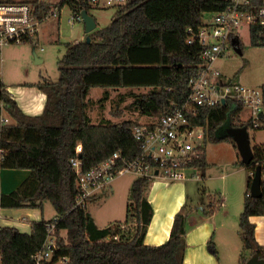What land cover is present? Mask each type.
<instances>
[{"label": "trees", "instance_id": "16d2710c", "mask_svg": "<svg viewBox=\"0 0 264 264\" xmlns=\"http://www.w3.org/2000/svg\"><path fill=\"white\" fill-rule=\"evenodd\" d=\"M32 4L39 14L50 7L42 0H33ZM228 6V0H130L116 11L107 27L94 31L91 42L66 44L58 61V80L44 78L37 84L47 95L44 112L38 116L22 111L0 76V169L29 171L15 190L0 195V207L43 210L44 202L50 201L56 211L53 220L31 222L30 234L16 227H0V264H34L33 255L42 248L50 223H56L58 237L54 264H184L187 215L183 210L174 217L165 243H145L154 214L146 195L151 178L139 176L133 181L124 223L116 221L100 228L88 207L76 206L80 189L71 159L79 144L85 171L115 152H120L126 161L137 158L143 148L134 137V128L141 123L131 119L94 123L90 115L94 102L88 99L91 90L106 89L97 101L104 104L111 90L131 89L124 95L132 98L130 109L152 118L151 125L155 127L163 116L184 103L189 81L199 70L202 46L187 43L188 29H198L208 14ZM83 7L89 9L86 4ZM251 43L264 46V33L256 27L251 29ZM141 88L148 91H133ZM3 111L12 122H2ZM240 112V108L227 103L201 107L192 119L195 126L205 129L204 153L195 162L202 176L208 166L209 142L229 141L238 149L226 131L224 137L217 136L219 128H252L240 118ZM253 150L250 164L243 160L237 163L249 173L240 215V264H247L255 255L264 259V246L258 244L255 225L250 220L251 216H264V147L256 145ZM258 166L262 171V195L255 197L250 188ZM209 248L218 255L213 239ZM62 257L64 261L57 263Z\"/></svg>", "mask_w": 264, "mask_h": 264}, {"label": "built area", "instance_id": "2783aa9c", "mask_svg": "<svg viewBox=\"0 0 264 264\" xmlns=\"http://www.w3.org/2000/svg\"><path fill=\"white\" fill-rule=\"evenodd\" d=\"M50 5L42 13L31 3L23 1H0V52L7 44H25L40 34L41 24L50 19L60 20L62 9L71 10L69 24L84 22L82 12L89 9L116 8L129 4L130 0H42ZM226 10L208 14L198 29H188L187 43L200 44L202 53L199 70L189 81V92L184 103L163 116L158 124L141 123L134 128V137L142 144L141 154L132 161H126L120 152H115L98 166L85 171L80 157L82 145L76 147V156L71 165L78 176L80 195L77 207H88L97 195L107 192L114 181L127 174L137 177L167 180H189L197 175L195 162L204 153L205 129L195 126L201 107H216L230 103L240 108V118L249 122L251 130H264V86H248L225 78L217 65L226 56L232 40H240L238 29L256 27L264 33V0H228ZM88 5L89 9L84 8ZM235 49V48H234ZM247 114L244 115V111ZM3 113H5L3 111ZM2 113V122L10 118ZM3 150L0 149V163ZM1 174V169H0ZM1 178V177H0ZM1 195V194H0ZM48 235L42 248L33 255L34 264H54L58 250L56 223L47 225ZM117 238V237H115ZM65 258H58L57 263Z\"/></svg>", "mask_w": 264, "mask_h": 264}, {"label": "rangeland", "instance_id": "374dc122", "mask_svg": "<svg viewBox=\"0 0 264 264\" xmlns=\"http://www.w3.org/2000/svg\"><path fill=\"white\" fill-rule=\"evenodd\" d=\"M9 1H23L32 4L33 0ZM116 11V8L91 7L89 14L95 18L97 29H102L111 23ZM70 17V8L64 6L60 20L50 18L44 21L41 24L39 36H36L33 41L25 44L5 45L0 52V74L3 80L6 83H24L36 81L42 77V81L44 78L57 81L59 78L58 61L65 53L66 44L85 41L94 33H87L84 22L69 24ZM238 34L242 54L231 47L226 56L218 62L219 69L225 78L234 83L261 88L264 86V46L251 43L250 31L246 25L238 29ZM36 58L42 59L43 62H37ZM125 90L127 89L111 90L109 99L104 104H98L97 101L103 97L106 89L98 87L91 90L88 99L94 102L91 104L90 115L95 123L101 121L116 123L126 119L136 120L143 124L153 122L152 118L140 116L130 109L132 98L124 96L129 92ZM135 91L146 90L135 89ZM116 112H121V115H115ZM243 114L246 115L247 110ZM3 115L8 116L6 112ZM10 122H12L11 119ZM227 128V125L219 128L217 136L224 137ZM249 134L252 148L256 145L264 147V130H251ZM206 157L208 166L205 175L202 176L201 170H198L194 178L185 182L188 194L187 207L193 209L199 216L204 215L201 206L207 209L213 205L218 206L224 196L228 198V203L235 207L237 200L239 203L244 195L243 192L246 191L249 176L245 167L237 165L242 157L239 150L229 141L209 142L206 146ZM135 177L133 174L121 177L114 184V192L111 195L102 197L97 203H89L88 209L100 225L106 223L108 225L111 219H124L125 214L121 213V210L125 207L126 201L127 203L129 201V185L133 183ZM164 180V183L170 182V180ZM32 209L42 211L41 208ZM43 211L47 220L55 217L56 211L50 201L44 202ZM62 236H65V232H62Z\"/></svg>", "mask_w": 264, "mask_h": 264}, {"label": "crops", "instance_id": "0c3cea01", "mask_svg": "<svg viewBox=\"0 0 264 264\" xmlns=\"http://www.w3.org/2000/svg\"><path fill=\"white\" fill-rule=\"evenodd\" d=\"M40 78L24 83H6L2 78L3 83L7 86V91L26 115L38 116L44 112L47 95L37 87V84L42 82V77ZM145 90L138 92L134 89L133 91L135 93L148 91V89ZM125 91H131V89ZM28 175L29 171L27 170H1L0 194L15 190ZM120 178L114 181L107 192L97 195L89 203H97L102 197L111 195L114 192V184ZM163 181L165 180L161 177L153 178L146 194L153 206L154 214L147 229L145 243L148 245L165 243L170 238L174 217L183 210L187 215V246L184 264H240L239 259L243 249V242L240 237V215L243 211L245 192H243L244 195H242L239 203L237 200L235 207H232L231 203H228V198L224 196L219 201L218 206L213 205L209 209L201 206L204 215L199 216L193 209L187 207L188 194L185 185L187 180H170L168 183ZM131 185L132 183L129 185V190ZM127 204L126 201L125 207L121 210V213L125 214L124 219H111L108 221V225L116 221L125 222ZM54 218L47 220L43 210L0 207V227H16L25 234L31 233V222L50 221ZM94 219L100 228L108 226L107 223L100 225L95 217ZM250 220L255 225V238L258 244L264 246V216H251ZM129 225L134 226L135 223L130 222ZM211 239L217 247L218 255L213 254L209 248Z\"/></svg>", "mask_w": 264, "mask_h": 264}, {"label": "water", "instance_id": "95a60500", "mask_svg": "<svg viewBox=\"0 0 264 264\" xmlns=\"http://www.w3.org/2000/svg\"><path fill=\"white\" fill-rule=\"evenodd\" d=\"M84 17V23L86 25L87 33H92L97 29V22L95 18L88 13L87 10L82 12ZM87 42H91V37L88 36L86 39ZM232 44L234 45L235 50L242 54L241 48V41L239 38L235 37L232 40ZM35 56L37 57L35 51ZM37 62H42L39 58H36ZM228 136L232 137L233 140L236 142L239 153L242 157V160L245 164H250L254 159V150L250 143V134L247 127H240V128H233L229 127L226 130ZM82 157V155H80ZM261 182H262V171L261 168L258 166L253 176V180L251 183L250 192L252 196L260 197L262 195L261 191ZM247 264H264V259H260L257 255L251 257Z\"/></svg>", "mask_w": 264, "mask_h": 264}]
</instances>
